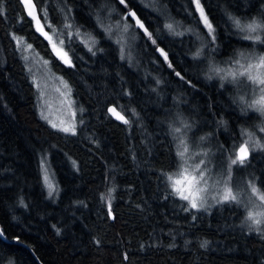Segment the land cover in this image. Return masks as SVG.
Wrapping results in <instances>:
<instances>
[{"label":"trees","instance_id":"16d2710c","mask_svg":"<svg viewBox=\"0 0 264 264\" xmlns=\"http://www.w3.org/2000/svg\"><path fill=\"white\" fill-rule=\"evenodd\" d=\"M31 3L45 30L51 33V24L62 39L66 21L61 9L71 8V22L83 37L74 38L70 48L65 39L74 66L65 65L36 31L25 4L3 0L0 264H264V224L259 231L250 229L240 203L222 201L211 209L185 211L188 201L170 194L168 180L181 161V139L204 150L219 169L230 164L245 130L251 137L260 135L264 144L262 117L242 101L249 87L226 71L238 56H257L264 49L235 24L264 23V0H200L215 41L202 21L196 23L200 16L192 0ZM130 10L151 38L130 27L135 39L122 41L120 27L135 26ZM169 23L185 34L170 33L164 27ZM13 34L31 44L67 82L79 107L78 123L84 121L77 123L76 135L53 129L42 118L32 74ZM89 34L103 49L96 56L83 44ZM261 38L264 42V34ZM117 41L125 47V59ZM197 51L202 54L195 56ZM110 104L130 124L111 117ZM133 109L138 115H132ZM180 121L197 142L188 140ZM169 125L182 127L184 135L177 139ZM42 156L58 187L51 197ZM238 165L231 167V178L249 171L264 195V148L249 151L246 163Z\"/></svg>","mask_w":264,"mask_h":264},{"label":"rangeland","instance_id":"374dc122","mask_svg":"<svg viewBox=\"0 0 264 264\" xmlns=\"http://www.w3.org/2000/svg\"><path fill=\"white\" fill-rule=\"evenodd\" d=\"M34 23H35V27H37L35 20H34ZM39 23L40 25H42L40 21ZM249 23H252V22H247L243 24H249ZM257 23L264 24V23H261L260 21ZM120 28L122 30V34H121L122 41L124 43L129 44L130 42H129L128 37L134 38L132 37L131 29L129 28L127 32H124L123 31L124 27L121 26ZM44 31L47 32L45 28H44ZM243 32L247 34L246 30H244ZM258 34L260 35L264 34V28H262L258 32ZM80 36L81 38L83 37L82 35ZM245 37H247V35H245ZM55 38L57 40L62 39L60 37H55ZM259 43L264 45L263 41H260ZM83 44H84V47H86L85 46L86 44L84 42ZM64 50L67 51V48L65 47ZM86 50H87V47H86ZM261 50L262 51H260L257 56H252V54L245 55V56L240 55V57L238 56L236 60L233 59V62H235L236 64V65H232L234 68L232 67V70H226L227 73L233 72L234 75L242 77L244 84H246L249 87V90H247V92L242 94V101L247 107H248V104H250L252 101L260 98L262 94V89H264V85L253 82L252 80L248 78L247 74L245 75H240V74L246 72L248 64L255 65L259 63L258 58L260 56H264V49H261ZM23 54L30 56V59L26 63L32 74V77H33V80H34V83L37 89V101H38L39 112L40 113L43 112L47 116V119L45 120L47 122L48 120H51L52 122L60 126L71 124L73 123V120H75V123L77 124L79 120V107L75 103V100H74V97L71 91L70 93L68 91V88L70 87L68 86V88H66L64 86V84L61 82L62 77L59 74H57L55 71H53L52 68L49 66V64L45 65L43 61H46V60L43 59L39 54L37 56L36 55L37 52L35 50L32 49L28 53H23ZM212 64L215 67H217V64L215 62H212ZM251 75L258 76L260 79H264V66H261L260 68H255V67L252 68ZM62 80L65 81L63 78ZM243 91L245 90L243 89ZM251 109H254L255 111H257L262 117L263 125L261 128V134H263L264 133V111H260L256 107H251ZM73 112H75L74 118L72 115ZM185 134L188 140H189V137L191 140H194V141H196V139L198 138L197 136H193L191 134L190 128L189 130H187ZM187 134H189V136ZM250 135L251 134L246 130L244 131V134L242 135L243 141H244L243 144H246V146L248 147V150L252 152L258 149H262V148L255 147V144L257 142H259L260 144H263V141L260 135L255 136L253 134L254 136L252 135V137ZM185 144H186V141H185ZM185 144L182 145L181 142H179L180 153L183 152L184 155L181 156V161H180L178 169L171 176L172 182L177 181V180L180 181V183L177 184L176 187L181 188L185 195H188L190 199L204 198L206 200V204H205V207L203 208H207L210 205L208 209H211L214 207L213 204L216 203V199L214 198H219L220 196L224 194L225 189H229L231 192V195L236 197V201L240 203L243 209L245 210L246 215L249 210L254 211V212H264V201H261L259 199L260 196H264V195L259 189V187L257 186L255 178L251 176L250 174H248L249 171L242 173V175H239V176L236 175L234 178H231V175L229 176L228 174L229 173V163L223 167H221L220 165L219 167H221V169H219L218 167H215L208 162V159H207V156H205L204 150H200V149L194 150L193 146L191 147L190 145L188 144L185 145ZM185 148H187V151H185ZM236 150L237 149H235V151ZM201 161H203V163H201ZM46 164H47V173L45 174L44 170L42 169V175H43L44 182H45V175H47L48 182H50L57 191L58 190L57 183H56L53 171L51 170V167L49 166V163L47 160H46ZM237 165L234 167H237ZM250 181L254 182L255 187L257 188V192L255 194L251 190ZM198 189H203V191H198ZM261 225H259V227Z\"/></svg>","mask_w":264,"mask_h":264},{"label":"snow or ice","instance_id":"6c2138e0","mask_svg":"<svg viewBox=\"0 0 264 264\" xmlns=\"http://www.w3.org/2000/svg\"><path fill=\"white\" fill-rule=\"evenodd\" d=\"M22 3L25 4V6L28 8V16L32 17L33 20L36 21V31L39 32L51 45L52 47V51L53 53L56 55V57L58 59H60L65 65L68 66H74L72 64V58L69 55L68 51H65V39L67 40V44L69 46V48L71 47V44L73 43L74 38L82 35V33L80 32V29L78 27H75L74 24L71 22L72 21V17H71V8H67V11H64V9H61L62 12H64V20L66 21L63 25V29L61 30V35H63L65 38L64 39H56L55 37L57 36V30L55 28H53V26L51 24H48L47 26L52 29L51 34L49 32H45L44 28L42 25H40L39 20L37 19L36 15H35V6L31 3V0H21ZM192 2L195 4L196 10L199 12V16H200V20L196 21V23H199L200 21L203 22V24L205 25V27L208 28L209 32L208 35H211L213 37V41H215L216 37H215V29L213 28L211 22L209 21L208 16L206 15L204 8L202 7L200 0H192ZM121 4L125 3V0H120ZM5 14V9L3 6V0H0V16H3ZM45 19L47 20V12L45 11ZM129 15L133 18H135V26H131L128 25L127 23L124 24V32H127L128 29L130 27H138L140 29H143L145 34H147L149 36V38H151V33L148 32V29L145 27L144 23L136 17V13L132 12L131 10L129 11ZM189 15H193L191 13H189ZM230 19H232L233 21H235L234 17H230ZM236 27L238 29H240L242 32L244 30H246L248 32V35L246 37V39L249 40H254V41H261V35L258 34V32L264 28V24H260L257 23L256 21H253L252 23L249 24H241L239 21H235ZM177 26H179L177 24ZM164 27L166 29L169 30L170 33L176 35V36H183L185 33L183 32H177L174 28V25L172 23L169 24H165ZM74 29V30H73ZM107 32H111V27L106 29ZM186 31H191V29H188ZM90 37V34H89ZM12 39L16 42V50L20 51L22 53V59L24 61H28L30 59L29 55H24L23 53H28L30 50H32L33 46L31 44H27L26 41L24 40L23 37H18L15 34L12 35ZM117 43L121 44V59H125V47L122 43V41H117ZM153 44L156 43L155 40L152 41ZM87 47V50L89 53H91L92 56H96L98 54V52H102L103 49H100L98 47V42L94 39V38H89L88 43L85 45ZM159 51L162 52L163 54V50L162 49H158ZM202 53L197 51V53L195 54V56H200ZM38 56V54H36ZM195 56L193 57L195 59ZM81 59H83L81 57ZM165 59H167V56L165 55ZM259 63L252 65V64H248L246 72L245 73H241L240 75H248V78L250 80H252L255 83L264 85V79H260L258 76H253L251 75V69L252 68H260L261 66H264V56H260L259 58ZM43 63L45 65L48 64V61H43ZM169 67H171V64L169 65ZM180 73H177V76H179ZM61 82L64 84V86L66 88H68L67 82L63 81L61 78ZM157 84L160 83L159 80L156 81ZM38 87V85H37ZM68 91L70 93L71 89L68 88ZM43 95V94H41ZM248 107H256L258 108L260 111H264V89H262V94L260 96L259 99L252 101L250 104H248ZM80 111H83L82 109ZM108 113L116 116L119 120H121L124 124H130V121L128 119L125 118V116L121 115L119 112L116 111L115 107H109L108 108ZM73 118L75 117V112L72 113ZM132 115L136 116L138 115L135 111V109L132 110ZM41 116L43 119H47V116L41 112ZM48 123L50 124V126L53 129H57L58 131H61L63 133L66 134H72V135H76L77 134V124L75 123V120H73V123L71 124H67L64 126H60L54 122H52L51 120H48ZM181 126L183 127V129L186 131L187 128L189 127L184 121H180ZM79 124H84L83 119L81 118L79 121ZM182 127H172L171 125H169L170 131L173 134V136H175L177 139H180L181 136L184 135V132H182ZM203 139V137L201 138ZM181 144H185V141L183 139H181ZM256 148H264V144H260L259 142H257L255 144ZM185 151H187V148H185ZM181 156L184 155V153H180ZM248 156H249V150L248 147L246 146V144H241L238 151H236L235 153V158L230 160V164H229V176L231 175V167L233 165H244L246 163V161L248 160ZM201 163H203V161H201ZM41 165H42V169L44 170L45 174L47 173V164H46V156H42L41 158ZM74 166H75V162H74ZM161 176H163V174H161ZM171 177H168V180L171 181ZM45 182L47 184V187L49 189V197H51L54 192L56 191V189L54 188V186L48 182L47 179V175H45ZM180 181H174L172 182L169 187L171 188V195H178L180 197V199L184 200V201H188L189 206L187 208H185V211H189L190 209H199V208H203L205 207L206 204V200L204 198H199V199H190V197L188 195H185L183 193V190L179 187H176L177 184H179ZM250 186H251V190L252 192L255 194L257 192V188L255 187L254 182L250 181ZM111 191H113L112 189H109V192L111 193ZM198 191H203V189H198ZM216 199V203H221L229 201V200H236V197L231 195V192L229 189H225L224 190V194L222 196H220L219 198H214ZM259 199L261 201H264V196H260ZM21 205L24 204L23 199L20 200ZM111 205L109 202V216L111 215ZM247 221L250 222V229L251 228H256L257 231H259V225H261L262 223H264V212H254L249 210L247 212V217H246ZM57 232L59 233V229H57ZM207 244V241H205L201 246H205Z\"/></svg>","mask_w":264,"mask_h":264},{"label":"water","instance_id":"95a60500","mask_svg":"<svg viewBox=\"0 0 264 264\" xmlns=\"http://www.w3.org/2000/svg\"><path fill=\"white\" fill-rule=\"evenodd\" d=\"M109 107H115V105H113V104H110L108 107H107V110H108V108ZM116 108V107H115ZM116 111L117 112H119L121 115H123L122 114V112H120L117 108H116ZM108 112V111H107ZM111 117H113L114 119H116L117 121H121V120H119L116 116H114V115H112V114H110V113H108ZM240 147V146H239ZM239 147H238V149H239ZM238 149H237V151H238ZM12 241H14V240H12Z\"/></svg>","mask_w":264,"mask_h":264}]
</instances>
